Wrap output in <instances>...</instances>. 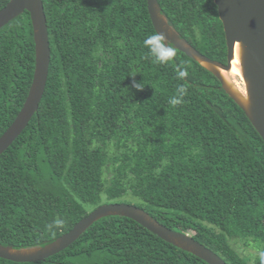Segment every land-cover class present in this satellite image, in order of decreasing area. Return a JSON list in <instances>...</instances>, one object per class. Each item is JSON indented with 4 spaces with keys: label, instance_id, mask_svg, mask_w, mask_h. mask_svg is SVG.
<instances>
[{
    "label": "trees",
    "instance_id": "trees-1",
    "mask_svg": "<svg viewBox=\"0 0 264 264\" xmlns=\"http://www.w3.org/2000/svg\"><path fill=\"white\" fill-rule=\"evenodd\" d=\"M50 63L37 111L0 154V244L42 245L88 208L138 199L161 224L190 234L228 264L264 256V143L219 80L176 49L155 63L147 0H42ZM199 52L226 62L213 0H157ZM8 0H0V9ZM172 46V45H171ZM35 65L28 11L0 28V135L28 94ZM187 75L178 78V72ZM136 85H140L139 88ZM185 93L175 106L170 98ZM54 220L62 223L49 231ZM0 264H208L134 220L106 216L64 250Z\"/></svg>",
    "mask_w": 264,
    "mask_h": 264
},
{
    "label": "water",
    "instance_id": "water-1",
    "mask_svg": "<svg viewBox=\"0 0 264 264\" xmlns=\"http://www.w3.org/2000/svg\"><path fill=\"white\" fill-rule=\"evenodd\" d=\"M226 41V62L199 52L168 23L157 0H147V10L156 33L212 73L225 93L242 109L264 143V0H213ZM23 11L30 14L35 65L28 94L11 124L0 135V154L19 136L37 111L43 96L50 63V45L42 0H8L0 9V28ZM245 91L223 74L231 70L235 46ZM130 218L162 240L187 251L208 264H228L190 234L168 228L141 207L125 202L103 203L77 221L72 228L42 245L13 247L0 244V258L23 263L42 261L72 244L94 222L106 216Z\"/></svg>",
    "mask_w": 264,
    "mask_h": 264
},
{
    "label": "clouds",
    "instance_id": "clouds-1",
    "mask_svg": "<svg viewBox=\"0 0 264 264\" xmlns=\"http://www.w3.org/2000/svg\"><path fill=\"white\" fill-rule=\"evenodd\" d=\"M143 46L147 49L148 55L153 59L155 63L161 65L169 64L176 56V50L173 46L167 43L166 37L161 33H155L147 36L143 41ZM187 75L185 71L178 72V78H183ZM137 88L140 85H136ZM178 95L170 98L169 103L173 106L181 102L182 96L185 93V88L183 86L177 89ZM62 222L59 220H54L50 225H48L49 231L54 230ZM262 264H264V256H262Z\"/></svg>",
    "mask_w": 264,
    "mask_h": 264
},
{
    "label": "rangeland",
    "instance_id": "rangeland-1",
    "mask_svg": "<svg viewBox=\"0 0 264 264\" xmlns=\"http://www.w3.org/2000/svg\"><path fill=\"white\" fill-rule=\"evenodd\" d=\"M231 79V78H230ZM233 82L235 83V85H237V87L241 90V91H245V87H244V83L242 79H239L238 77H235L232 79ZM117 200L121 201V202H132V203H138V199L135 198H128L127 196H123L121 198H118ZM93 207H89L88 210H92ZM232 246H234L236 248V250L244 255L249 257V262L250 264H254L253 259L254 257L259 253V251L253 246V244L251 243L250 245H246V243L243 240H236V241H232Z\"/></svg>",
    "mask_w": 264,
    "mask_h": 264
},
{
    "label": "bare ground",
    "instance_id": "bare-ground-1",
    "mask_svg": "<svg viewBox=\"0 0 264 264\" xmlns=\"http://www.w3.org/2000/svg\"><path fill=\"white\" fill-rule=\"evenodd\" d=\"M223 74H225L227 77L235 78L238 77L239 79H242V74H241V66H240V60H239V55H238V44L235 46V54H234V59L231 62V70L229 72L223 71Z\"/></svg>",
    "mask_w": 264,
    "mask_h": 264
}]
</instances>
